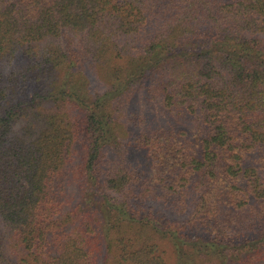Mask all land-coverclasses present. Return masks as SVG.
Returning <instances> with one entry per match:
<instances>
[{
  "label": "trees",
  "instance_id": "trees-1",
  "mask_svg": "<svg viewBox=\"0 0 264 264\" xmlns=\"http://www.w3.org/2000/svg\"><path fill=\"white\" fill-rule=\"evenodd\" d=\"M185 252L264 264V0H0V264Z\"/></svg>",
  "mask_w": 264,
  "mask_h": 264
},
{
  "label": "rangeland",
  "instance_id": "rangeland-1",
  "mask_svg": "<svg viewBox=\"0 0 264 264\" xmlns=\"http://www.w3.org/2000/svg\"><path fill=\"white\" fill-rule=\"evenodd\" d=\"M96 87V86H94ZM116 154L115 156H117L118 158L120 157V155H123L125 156L126 158H131V157H134V156H140L142 153H136L135 154V150L134 149H129L128 148V144L125 142V141H122L120 142L118 148L116 149ZM121 159V157L119 158ZM72 185V184H71ZM189 243H192L190 242V240H187L183 246H182V250L185 251V249H188L189 248ZM162 248L165 250V252H167V255L166 258L169 260V261H173L174 260V257H173V253H175V250L174 248L172 247V245L169 243V245L167 244V242H164L163 243V246ZM191 255L188 253V252H185L184 254V261L183 263L184 264H193L194 261H191ZM187 261V263H186ZM173 262H170V264H172Z\"/></svg>",
  "mask_w": 264,
  "mask_h": 264
}]
</instances>
